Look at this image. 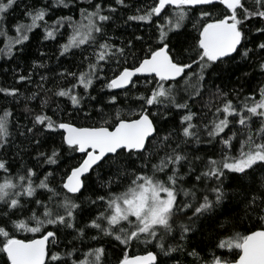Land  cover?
<instances>
[{
  "label": "snow or ice",
  "instance_id": "6c2138e0",
  "mask_svg": "<svg viewBox=\"0 0 264 264\" xmlns=\"http://www.w3.org/2000/svg\"><path fill=\"white\" fill-rule=\"evenodd\" d=\"M19 2L0 0V56L23 53L36 29L43 30L42 41H56L65 29L58 59L75 58L77 51L80 58L76 71L57 73L51 88L45 86L48 77L41 76L37 90L24 97L40 99L38 111L25 104L31 126L20 124L10 107L0 108V264H109L102 243L89 246L82 258L74 255L80 249L72 242L83 241L92 230V241L113 245L112 264H181L175 253L193 257L196 264H264V83L242 100L243 88L234 89L235 103L217 86L216 103L205 104L212 118L202 129L192 110L211 84L209 74L218 77L222 66L247 62L264 77V40L248 47L249 33L264 36V0H151L125 21L152 28L151 34L134 35L119 45L109 25L118 10L132 7L128 0L25 4V20L9 27L8 14ZM64 9H79L80 18L58 15L49 22ZM189 23L195 34L185 32ZM37 67L45 65L33 61ZM33 74L20 73L16 82L32 84ZM97 81H103L107 101L95 108L92 123L54 119L44 111L54 97L66 98L72 111H81L85 96L97 100L89 92ZM114 90L125 99L132 96L139 107L129 105L125 112ZM0 94L6 100L23 95L19 87H0ZM172 109L184 113L180 127L161 135L157 118H166ZM61 111L57 103L53 114ZM89 119L92 114L85 113ZM203 133L208 143L219 142L218 158L186 151L193 140L201 143ZM49 138L59 144L41 151ZM24 141L35 151L33 159L56 168L42 177L24 163L14 168L9 154L16 149L14 155L22 160L28 153ZM93 173L103 191L92 187ZM186 177H194L190 187ZM85 205L89 215L81 226ZM180 217L186 219L178 222ZM197 222L214 228L203 246L207 251L188 250ZM72 233L62 251L60 245ZM140 245L146 246L142 254L133 251Z\"/></svg>",
  "mask_w": 264,
  "mask_h": 264
},
{
  "label": "trees",
  "instance_id": "16d2710c",
  "mask_svg": "<svg viewBox=\"0 0 264 264\" xmlns=\"http://www.w3.org/2000/svg\"><path fill=\"white\" fill-rule=\"evenodd\" d=\"M45 0H21V2L18 3V6H16L14 9H12L8 14V24L9 27H11L13 24H15L18 20L24 21L25 17L23 16L24 11V5L25 4H33L35 3L37 6L44 3ZM50 2V0H49ZM108 0H105V3H107ZM114 4V0H112ZM128 3L132 5L130 9H120L114 14V21L109 25V34L114 36L115 43L117 45L120 44L121 40H127L131 38L134 35H144L145 37L149 36L152 32V28H149L142 23L139 22H128L125 23L127 20V16L134 14L136 12L137 7H142L145 3H151V0H128ZM87 0H84V3L81 6H86ZM58 15H73L75 19L80 18L79 9H76L74 12H69L67 9H64L62 11H57L55 15H51L49 17V22L51 20L56 19V16ZM256 27H259L260 24L257 23L255 25ZM154 28V25H153ZM62 32H65V35L63 37H58L56 41H42L43 36V30L42 29H36L33 31V33H30V42H25L27 47L25 48V51L23 53L17 51L15 52L14 56L12 57H4L0 56V87H19L21 93L23 94L21 97L18 98V100H12V98H7V100L3 97L2 94H0V108L2 107H10L12 110H14L17 119L19 120L20 124H27L28 126H31L29 121L30 117L27 119L25 118L27 114L24 111L25 104L28 105V107L38 111L40 109V99H35L31 101H27L24 99V97L30 95L32 92H35L36 84L40 82L41 76H47L48 80L45 82L46 87H53L54 84L57 82L56 74L63 71L65 68L76 71V64L79 61L80 54L77 51V55L75 58L71 56H65V57H59V44L63 43L67 36V31L65 29H61ZM186 33L195 34L193 32L191 23L188 24L187 29H185ZM14 34V33H11ZM250 37V43L248 44V47H254L256 44H258L261 40H264V36H260L257 33H249ZM4 47L3 38L0 37V48ZM19 47V46H17ZM44 53V55H41V53ZM239 60V57H237ZM255 59V58H254ZM33 61H36L38 64L43 63L45 67L43 68H33ZM254 64H249L247 62H241L240 66L237 68L233 65L229 66H222V71H220L219 76L215 74H209V81L211 84L205 85V92L201 98H199V101L195 103L192 107V110L198 113V116L194 120L195 123L202 125L207 123L212 117L209 112V109L205 107V104L207 102H212L213 104L216 103V101L213 98V94L216 91V87L219 86L224 92H228L229 99L233 100V102H237L236 94L233 92L234 89H240L243 88V91L240 93V99L242 100L245 95L248 93L253 92L260 83H264V77H261L257 72L253 71ZM29 72H33V81L32 84H25L23 82L17 83L15 77L23 73L27 75ZM244 72H250L252 73L251 77H246L243 75ZM108 75H111V73H108ZM103 81H97L95 82L93 88L89 89V92L91 93V96L97 97V100H91L88 96H85L84 100L82 101L80 108L82 109L79 112L72 111V105L70 101H68L66 98H53L54 102H50V106L45 108L44 111L48 115H52L54 119L61 118V119H72L73 122L78 124H84V123H92L94 119H96L95 116V108L102 106L107 101V95L105 90L104 92L101 91ZM81 94H83V90H79ZM135 91V90H133ZM141 91H143V87L141 86ZM119 92V99L120 104L118 107H121L127 112L129 105H131L133 108L139 107V102H136L132 99V96H128L127 99H125V95L122 91H116ZM41 98L43 97V94L41 93ZM99 101V103H98ZM59 103L60 108L63 110L61 112H58L56 115L53 114V109L56 108V104ZM106 111H114V109L106 108ZM152 111H156L155 108L152 109ZM214 111V108H213ZM69 113H71V117L69 116ZM85 113L92 114L93 119L85 120ZM204 113H209L207 116L204 115ZM184 113L182 111H177L175 109H172L166 118L164 117H158L157 121L161 128V135L167 133L168 131H172L173 129H179L180 127V117ZM229 134L228 129L225 130ZM223 135V134H222ZM208 137L206 133H203L201 135V143L197 144L195 140H193L189 145L186 146V151H188L192 156H202L207 158L208 156H215L218 158L219 151H220V144L218 141H213L212 143H208ZM17 143H20V141H17ZM234 143L239 146L238 141H234ZM59 140L52 138H49V140L40 148L41 151H48L53 147L54 145H58ZM24 147H28V153L23 155V159L21 160L20 156H15L14 153L16 149L12 150V153L9 154V159L14 160V168L19 167L21 163L27 164L28 166H33L42 177L44 172L46 171H52L56 168L55 165H46L43 164V161L37 162L33 157L35 156V151L28 146V142L24 141V144L22 145ZM65 160L62 158L60 162V170H63ZM199 166V162H197ZM185 170H187L185 168ZM107 179V177H104ZM186 180L188 181L185 185L186 187H190L191 184L194 181V177L191 179L186 177ZM56 181H59V173H57ZM92 187L96 188L98 191H103L99 188V184L96 182V174H92ZM231 187V186H230ZM89 193H85V195H88ZM180 199L183 200V195L180 196ZM92 214H95V209H92ZM89 211H88V205H85L84 212L80 215V225L83 226V224L87 223ZM188 215H191V212L188 213ZM186 219L185 217H180L179 220ZM221 220L224 219V217H220ZM196 231L194 233H189L190 239L187 241L188 244V250L190 251L193 246H199L198 250L207 251L206 248L203 246L210 242V238L214 235V228L207 222H197L196 224ZM68 232H71V230H67ZM95 231L92 230L89 232L88 236L84 238L83 241L77 239L73 241L72 243L75 244V246L80 249L79 252L75 253V256H80L82 258L83 251H86L89 246L91 247H97L100 246V244H104V246L107 248V259L109 261V264H112V261L114 259L113 257V251L114 247L113 245H109L107 243H104V240H101L100 243H97L96 241H92L90 237L92 235H95ZM31 235V234H28ZM72 235H75V233H72L67 237V240H64V242L60 245V249L63 251L65 248V244H67L68 240L72 239ZM179 233H177V236ZM69 248L72 247V245H68ZM146 246L140 245L139 248H134L133 251L136 253L142 254V250L145 249ZM154 250V249H149ZM174 256H176L177 259L180 260L181 264H196V261L193 257H189L186 254L181 255L180 253H175ZM171 264V262H170Z\"/></svg>",
  "mask_w": 264,
  "mask_h": 264
},
{
  "label": "water",
  "instance_id": "95a60500",
  "mask_svg": "<svg viewBox=\"0 0 264 264\" xmlns=\"http://www.w3.org/2000/svg\"><path fill=\"white\" fill-rule=\"evenodd\" d=\"M114 91H121V90H114Z\"/></svg>",
  "mask_w": 264,
  "mask_h": 264
}]
</instances>
